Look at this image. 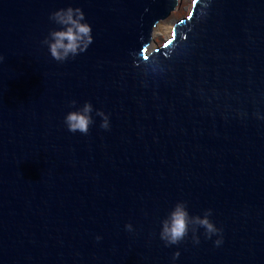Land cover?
Listing matches in <instances>:
<instances>
[{
  "label": "water",
  "instance_id": "95a60500",
  "mask_svg": "<svg viewBox=\"0 0 264 264\" xmlns=\"http://www.w3.org/2000/svg\"><path fill=\"white\" fill-rule=\"evenodd\" d=\"M178 1L0 0V264H264V0H194L151 49ZM68 7L93 43L58 62ZM178 202L221 234L166 246Z\"/></svg>",
  "mask_w": 264,
  "mask_h": 264
},
{
  "label": "clouds",
  "instance_id": "9594fccd",
  "mask_svg": "<svg viewBox=\"0 0 264 264\" xmlns=\"http://www.w3.org/2000/svg\"><path fill=\"white\" fill-rule=\"evenodd\" d=\"M49 20L57 25L56 29L49 32L47 38L42 43L48 46L50 55L58 62H65L70 57L75 58L81 53L88 50L93 43L92 27L86 21L85 14L81 8L68 7L53 12ZM3 60V57H0ZM76 101L71 102V107L75 108ZM93 105L86 102L82 108L70 111L66 116L64 123L68 131L72 133H82L87 135L90 127L94 124L92 113ZM96 115L101 117L103 122L101 127L109 129V117L103 111H96ZM212 211L209 209L203 217L191 216L188 206L185 202H178L167 218L162 221L160 238L166 246L179 245L191 232L195 243H199V237L196 233L200 228L205 229V236L211 239L214 235L221 234L222 230L218 229L211 221ZM128 231H132L131 224L126 225ZM97 239H100L97 237ZM219 246L222 240H217ZM180 252H176L173 260L178 259Z\"/></svg>",
  "mask_w": 264,
  "mask_h": 264
},
{
  "label": "rangeland",
  "instance_id": "374dc122",
  "mask_svg": "<svg viewBox=\"0 0 264 264\" xmlns=\"http://www.w3.org/2000/svg\"><path fill=\"white\" fill-rule=\"evenodd\" d=\"M182 1V0H181ZM194 0H186L185 4H181V9L183 8L182 10V13H181V16L176 19V21H171V22H160L157 27L155 28L154 30V37L152 38L151 40V49H156L159 47V45L162 43H160V33L162 31V27L164 26H175L176 22L180 21L181 19L185 18L187 16V14L190 12L191 8H192V2Z\"/></svg>",
  "mask_w": 264,
  "mask_h": 264
},
{
  "label": "bare ground",
  "instance_id": "6f19581e",
  "mask_svg": "<svg viewBox=\"0 0 264 264\" xmlns=\"http://www.w3.org/2000/svg\"><path fill=\"white\" fill-rule=\"evenodd\" d=\"M186 0H179L178 1V4H177V6H176V9L175 10H173L168 16H167V18L164 20V22H171V21H176V19H178L180 16H181V13H182V10H183V8L181 9V4H185L186 2H185ZM161 21H159V23H160ZM163 22V21H162ZM158 23V24H159ZM157 24V25H158ZM157 27V26H156ZM155 27V28H156ZM155 28L153 29V31H152V35H151V38H153L154 37V30H155Z\"/></svg>",
  "mask_w": 264,
  "mask_h": 264
},
{
  "label": "trees",
  "instance_id": "16d2710c",
  "mask_svg": "<svg viewBox=\"0 0 264 264\" xmlns=\"http://www.w3.org/2000/svg\"><path fill=\"white\" fill-rule=\"evenodd\" d=\"M174 26H164L162 27V31L160 33V43H164L170 38V35L173 31ZM162 43L159 45V47L162 45Z\"/></svg>",
  "mask_w": 264,
  "mask_h": 264
}]
</instances>
